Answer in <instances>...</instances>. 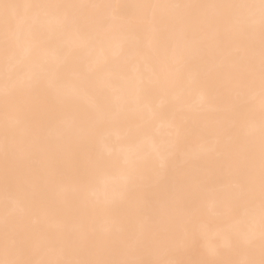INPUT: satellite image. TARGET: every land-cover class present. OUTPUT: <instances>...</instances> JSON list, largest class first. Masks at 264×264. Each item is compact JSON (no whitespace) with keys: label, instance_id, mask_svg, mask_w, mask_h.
Returning <instances> with one entry per match:
<instances>
[{"label":"snow or ice","instance_id":"1","mask_svg":"<svg viewBox=\"0 0 264 264\" xmlns=\"http://www.w3.org/2000/svg\"><path fill=\"white\" fill-rule=\"evenodd\" d=\"M0 264H264V0H0Z\"/></svg>","mask_w":264,"mask_h":264},{"label":"bare ground","instance_id":"2","mask_svg":"<svg viewBox=\"0 0 264 264\" xmlns=\"http://www.w3.org/2000/svg\"><path fill=\"white\" fill-rule=\"evenodd\" d=\"M118 2H128V0H118Z\"/></svg>","mask_w":264,"mask_h":264}]
</instances>
